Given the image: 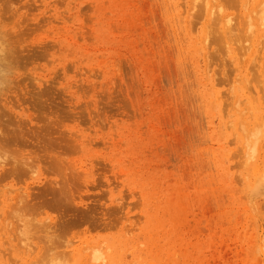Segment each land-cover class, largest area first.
<instances>
[{
    "label": "rangeland",
    "instance_id": "1",
    "mask_svg": "<svg viewBox=\"0 0 264 264\" xmlns=\"http://www.w3.org/2000/svg\"><path fill=\"white\" fill-rule=\"evenodd\" d=\"M223 1L0 0V264H264L263 4Z\"/></svg>",
    "mask_w": 264,
    "mask_h": 264
},
{
    "label": "bare ground",
    "instance_id": "2",
    "mask_svg": "<svg viewBox=\"0 0 264 264\" xmlns=\"http://www.w3.org/2000/svg\"><path fill=\"white\" fill-rule=\"evenodd\" d=\"M203 1H204V0H203ZM214 1H215V0H214ZM216 1H217V0H216ZM219 1H221V0H219ZM222 1H223V0H222ZM225 1H226V2H225ZM227 1H228L229 3H228ZM234 1H235V0H224V1H223V4H224V2H225V3H228V7H230L229 4L232 3V5H233V2H234ZM236 1H238V3H239V7H240V8H244L245 10L248 9L247 6L250 4L249 1H246V0H236ZM236 1H235V2H236ZM213 3H214V2H213ZM219 3H220V2H219ZM259 3H260L261 5L263 4V6H262V10H263V11H259V12H260V15H263V16H262V17L260 16V18H259L260 20L258 21L259 24H258V26H257V34H258V35L260 34V36H262V38H263V37H264V0H260ZM235 4H237V2H236ZM235 4L233 5L234 7L236 6ZM219 5H220V4H219ZM225 5H227V4H225ZM230 5H231V4H230ZM255 5H257V4H255ZM261 5H260V7H261ZM233 6H232V7H233ZM202 7H203V6H202ZM236 7H237V6H236ZM250 7H251V6H250ZM212 8H213V7H212ZM219 8H222V7H219ZM221 10H222V9H219L218 13H217V11H214V10H213L212 12H213V13L216 12V16L214 17V15H213V17H214L213 19H214V23H215L214 26L217 27V26L221 25V28H222L221 33L224 34V36H225V37H224V40H225V41H231V42H232V41H238V40H240L239 38H243V37H244V36L242 37V34L244 35V33H248V30H249V29H250V32H251V33L254 32V31H253L254 29L256 30V26H254V23H253V25H248V24H247V27H248V28L246 27V29H245L244 32L241 31L240 34L235 33V32L233 31L235 28L233 29V27L228 26V24H230L229 22H231V21H229V19H230L231 17L229 18L228 15H227V16H223V15H222V12H223V11H221ZM245 10H244V11H245ZM252 13H253V12H252ZM255 13H257V12H255ZM210 15H211V12H210ZM253 16H254V14H253ZM240 17H241V16H240ZM242 17H243L244 19H247V18H248V16H247L246 14H245V15L242 14ZM249 17H250V16H249ZM228 18H229V19H228ZM235 19H237V18H235ZM240 19H241V18H240ZM211 20H212V19H211ZM231 20H232V19H231ZM245 21H247V20H245ZM232 22H234V21H232ZM250 22H251V20H250ZM236 23H237V22H236ZM241 23H242V22H241ZM251 23H252V22H251ZM230 25H232V24H230ZM242 25H245V23L242 24ZM232 26H234V25H232ZM235 26H236V25H235ZM223 27H224V28H223ZM228 27H230L231 29L228 28ZM242 27H243V26H242ZM228 29H230V31H228ZM242 30H243V29H242ZM232 31H233L234 33H233ZM238 31H239V30H238ZM252 31H253V32H252ZM15 33H16V32H15ZM254 33H255V32H254ZM225 34H226V35H225ZM227 35H229V36H227ZM234 35H235V36H234ZM232 37H235L236 40H235V38L232 39ZM230 38H231V39H230ZM14 39H15V38H14ZM262 40H263V39H262ZM218 41H220V40H218ZM15 42H16V41H15ZM15 42H14V43H15ZM220 42H221V41H220ZM237 43H238V42H237ZM11 44H12V43H11ZM15 44H16V43H15ZM227 44H229V42H227ZM3 45H5V44H2V47H3L4 49H7V48H8L7 45H6L7 48H5ZM10 46H11V45H10ZM14 46H15V45H14ZM11 47H12V46H11ZM3 48H2V50H3ZM12 48H14V47H12ZM0 49H1V48H0ZM242 49H244V48H242ZM8 50H9V49L4 50V53H5L6 51L8 52ZM232 50H233L232 46H231V45H230V46L228 45V50H227L228 53H229V51L231 52ZM234 50H235V49H234ZM246 50H248V48H247ZM0 52H1V51H0ZM245 52H246V51H245ZM259 52H260V51H259ZM11 53H12V52H11ZM230 54H231V53H230ZM4 56H5V55H4ZM1 57H2V56H1ZM2 58H3V57H2ZM6 58H7V57H6ZM11 59H12V58H11ZM2 60H3V59H2ZM5 60H6V59H5ZM3 61H4V60H3ZM9 61H11V60L9 59ZM4 62H5V61H4ZM4 62H3V63H4ZM0 65H1V64H0ZM2 65H3V64H2ZM260 66H261V65H260ZM2 67H3V66H2ZM261 68H262V67H261ZM253 138H254V137H253ZM251 139H252V138H251ZM254 141H255V140H254ZM253 145H254V144H253ZM248 147H249V146H248ZM250 147H251V145H250ZM250 147H249V148H250ZM252 147H253V146H252ZM15 159H16L15 165H17V168L13 165V161H14ZM15 159L13 158V160L11 161V163H9L10 165H12V166L15 167V168H14V171H15V170L17 171L19 167H21V166L24 167V166L26 165L27 160H24V159L22 160L21 158H19V159H18V158H15ZM3 162H5V161H4V160H1V158H0V164H3ZM12 171H13V170H12ZM55 185H56V184H55ZM59 189H61V188H59ZM57 190H58V189H57ZM61 190H62V189H61ZM61 190H60V191L58 190V192L61 193V192L63 191V190H62V191H61ZM62 193H63V192H62ZM52 262H53V260H52ZM52 262H48V263L51 264ZM53 263H54V262H53ZM53 263H52V264H53ZM55 264H57V263L55 262ZM59 264H60V263H59Z\"/></svg>",
    "mask_w": 264,
    "mask_h": 264
}]
</instances>
